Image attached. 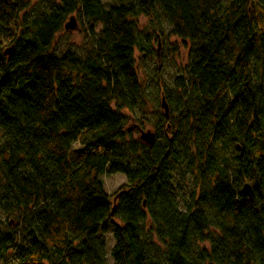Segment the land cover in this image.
Instances as JSON below:
<instances>
[{
	"label": "trees",
	"instance_id": "trees-1",
	"mask_svg": "<svg viewBox=\"0 0 264 264\" xmlns=\"http://www.w3.org/2000/svg\"><path fill=\"white\" fill-rule=\"evenodd\" d=\"M32 1L0 0V264H106L110 231L114 264H264V0ZM156 4L194 59L148 147L120 111L143 98L133 19ZM73 14L88 45L56 56Z\"/></svg>",
	"mask_w": 264,
	"mask_h": 264
},
{
	"label": "rangeland",
	"instance_id": "rangeland-1",
	"mask_svg": "<svg viewBox=\"0 0 264 264\" xmlns=\"http://www.w3.org/2000/svg\"><path fill=\"white\" fill-rule=\"evenodd\" d=\"M54 0H34L30 2L29 12L31 15L40 10H44L53 3ZM57 1V0H55ZM105 9L113 5L119 4L121 1L127 0H100ZM229 1V0H225ZM74 18L75 29H62L55 37L51 51L56 56H61L67 51L76 52L82 55L83 49L87 47V30L88 25L85 21L81 22L75 14L69 16ZM138 31V47L134 51L135 69L139 77L143 98L139 107L132 113L121 110L120 114L126 117L127 123L125 128H131L130 136L133 140H139L141 132L150 131L155 134L156 128L164 123L165 120L171 121L173 115L170 111V102L166 100V96L171 98L174 95V80L179 77H185V70L188 64L194 59V52L191 45L170 34V26L162 17L161 12L156 4L154 11L150 15H141L133 19ZM149 41V43L147 42ZM147 50V51H146ZM162 101L167 108V117L161 107ZM111 109L115 110V105H111ZM167 139L164 132L162 138ZM163 140V139H162ZM224 154L230 156L229 151ZM100 179L110 201L113 195L124 185H127L125 177L121 174L102 175ZM179 180V181H178ZM176 190L189 199L191 191V183L187 178L176 179ZM150 226L149 221L146 222V229ZM107 242V250L105 255L106 264H114L110 257V249L113 246L112 232L104 235ZM158 245L159 251L162 248ZM208 247V244L204 245Z\"/></svg>",
	"mask_w": 264,
	"mask_h": 264
},
{
	"label": "water",
	"instance_id": "water-1",
	"mask_svg": "<svg viewBox=\"0 0 264 264\" xmlns=\"http://www.w3.org/2000/svg\"><path fill=\"white\" fill-rule=\"evenodd\" d=\"M64 29H70L73 30L75 29V21L74 18H70L69 22L65 23ZM10 53V49L5 51V55H9ZM161 107L164 111V116L167 117L168 113H167V108L166 105L164 104V101H162ZM132 129L130 128L129 131H131ZM139 140L144 143L145 145H147L148 147L153 146L154 142H155V134L147 131V132H141L140 136H139ZM239 150V149H238ZM252 189L249 185H244L243 188L241 189L240 193L242 196H247L251 193Z\"/></svg>",
	"mask_w": 264,
	"mask_h": 264
}]
</instances>
